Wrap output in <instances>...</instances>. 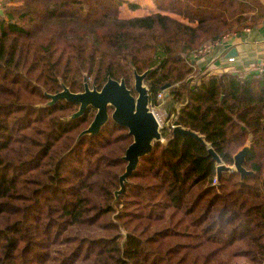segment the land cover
I'll list each match as a JSON object with an SVG mask.
<instances>
[{"label": "trees", "instance_id": "obj_1", "mask_svg": "<svg viewBox=\"0 0 264 264\" xmlns=\"http://www.w3.org/2000/svg\"><path fill=\"white\" fill-rule=\"evenodd\" d=\"M2 2L0 264H264V60L257 74L188 79L194 54L264 24L263 3L155 0L156 12L126 17L123 0ZM150 68L152 106L169 83L168 116L208 145L163 128L167 142L141 157L115 214L128 128L110 118L75 145L96 109L67 120L79 103L38 104L61 81L83 91L85 73L98 89L112 77L135 92L134 69ZM209 146L230 166L249 146L251 173L217 178Z\"/></svg>", "mask_w": 264, "mask_h": 264}, {"label": "water", "instance_id": "obj_2", "mask_svg": "<svg viewBox=\"0 0 264 264\" xmlns=\"http://www.w3.org/2000/svg\"><path fill=\"white\" fill-rule=\"evenodd\" d=\"M0 14H4L3 9H0ZM152 71L153 68H150L143 73H139L134 69V89L137 95H134L133 90L127 86L124 78L117 80L109 77L103 87L98 89L96 85L90 86L86 74L84 75L83 91L73 92L64 82H61V91L55 94L46 92L49 101L44 105L45 107L53 106L61 99L79 103L78 110L71 114L67 120L81 117L88 107L96 109L93 120L86 129L79 133L75 145L83 136L99 133L110 118L119 125L128 128V133L133 137V140L123 156L127 165L125 171L120 175V188L115 192L114 204L118 201L120 194L125 191L126 183L131 174L137 169L141 157L153 151L156 141L163 142V127L151 107L149 87L145 84L147 76ZM228 71V69L225 70V72ZM169 87L170 84L168 83L162 87V90H166ZM110 108H112L111 113L109 112ZM178 134L192 136L201 141L202 144L208 145L200 133L180 125L175 126L173 129V135L176 136ZM208 149L218 163L217 178H220L223 171L229 170L230 167L223 163L220 156L211 146ZM249 149V146H245L234 156L235 170L241 173L242 178L251 173L244 167Z\"/></svg>", "mask_w": 264, "mask_h": 264}, {"label": "crops", "instance_id": "obj_3", "mask_svg": "<svg viewBox=\"0 0 264 264\" xmlns=\"http://www.w3.org/2000/svg\"><path fill=\"white\" fill-rule=\"evenodd\" d=\"M264 5V0H260ZM139 5L137 0L130 1ZM137 2V3H136ZM156 9V5L153 6ZM132 10L129 6H122V14L126 17L144 16L125 15L126 11ZM157 10V9H156ZM156 10L153 12H156ZM151 13V12H150ZM196 69H199L201 76L212 73L225 72L226 69L234 74L248 76L252 73H259L264 60V24L258 28L247 29L243 34H230L218 43L210 46L200 55H193ZM164 96L167 98L168 93Z\"/></svg>", "mask_w": 264, "mask_h": 264}, {"label": "rangeland", "instance_id": "obj_4", "mask_svg": "<svg viewBox=\"0 0 264 264\" xmlns=\"http://www.w3.org/2000/svg\"><path fill=\"white\" fill-rule=\"evenodd\" d=\"M124 2V5L127 7L128 6V4L129 3H131L130 1H132V0H123ZM137 1H139V3H140V7H139V9L138 10H136V11H132V10H130V11H126V13H125V15H128V16H131V15H142V14H148V13H150V12H153V10L155 11L156 9H154V5H155V0H137ZM137 3V2H136ZM3 6V5H2ZM2 9V8H1ZM3 11H4V9H3ZM2 15H4V14H2ZM193 57V59H194V56H192ZM195 62H192L191 63V65L193 66V69H194V72H192V74H191V76L188 78V79H191V80H195V81H197L200 77H201V74H200V71H199V69H196V67H195V64H194ZM86 75H87V73H85ZM84 74V75H85ZM88 76V75H87ZM61 82H63V81H61ZM88 82H89V84H90V86L92 87L94 84H92V80H91V78H89L88 77ZM145 84L147 85V83H146V81H145ZM170 88V87H169ZM169 88L168 89H166V90H164L165 91V93H168L169 94V92H170V90H169ZM135 93V92H134ZM171 100V98L168 96L167 98H165V97H163V98H160L159 97V105L158 106H152V104H151V106H152V108H153V110L155 111V113L157 114V116L159 117V119H160V121H161V125L163 126V128H165L166 127V129H168L169 127H170V123H174L175 122V120H176V115H170V116H168V113H169V111H168V109H167V105H168V103H169V101ZM47 103V102H46ZM46 103H41V104H38L39 106H43V107H45L44 105L46 104ZM73 114V113H72ZM171 114V113H170ZM70 115H68V116H66V117H64L63 119H68V117H69ZM168 122H169V124H168ZM162 128V129H163ZM167 139L165 138L164 140H163V143H166L167 141H166ZM162 142V141H161ZM225 164V163H224ZM226 166H228V167H230V169L229 170H235V167H234V165H232V166H230V165H227V164H225ZM129 181V180H128ZM117 191V190H116ZM115 191V192H116ZM121 195V194H120ZM119 198H120V196H119ZM115 200V199H114ZM118 201H119V199H118ZM117 201V202H118ZM117 202L114 204V201H113V206H114V208L116 209V213L115 214H117L118 212H119V210L120 209H122V207H123V205L122 204H120V205H118L117 206ZM245 262V259H243V258H237V259H235L234 260V264H243Z\"/></svg>", "mask_w": 264, "mask_h": 264}, {"label": "built area", "instance_id": "obj_5", "mask_svg": "<svg viewBox=\"0 0 264 264\" xmlns=\"http://www.w3.org/2000/svg\"><path fill=\"white\" fill-rule=\"evenodd\" d=\"M3 0H0V6H2V2ZM210 46H206V47H204V49H202L201 51H199V53L198 54H195V55H199L200 53H202V52H204L205 50H207L208 48H209ZM262 71V65H261V67H260V72ZM159 97L160 98H163V97H165L164 96V90L161 92V93H159V95H158V101H159ZM152 107V106H151ZM153 109V108H152ZM154 111V110H153ZM155 112V111H154ZM156 114V113H155ZM157 115V114H156ZM158 117V116H157ZM159 118V117H158ZM160 120V119H159ZM161 122V121H160ZM168 124H169V122H168ZM171 125H170V128L171 129H174V127L176 126L174 123H170ZM163 127V126H162ZM164 140V139H163ZM218 182V180H217V178H215V180H214V183L216 184Z\"/></svg>", "mask_w": 264, "mask_h": 264}, {"label": "flooded vegetation", "instance_id": "obj_6", "mask_svg": "<svg viewBox=\"0 0 264 264\" xmlns=\"http://www.w3.org/2000/svg\"><path fill=\"white\" fill-rule=\"evenodd\" d=\"M134 95H137V93L135 92Z\"/></svg>", "mask_w": 264, "mask_h": 264}]
</instances>
